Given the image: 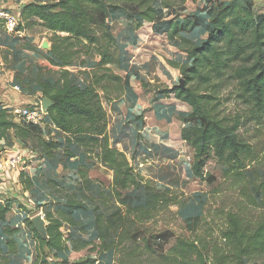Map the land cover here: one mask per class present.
I'll return each instance as SVG.
<instances>
[{
  "label": "rangeland",
  "instance_id": "1",
  "mask_svg": "<svg viewBox=\"0 0 264 264\" xmlns=\"http://www.w3.org/2000/svg\"><path fill=\"white\" fill-rule=\"evenodd\" d=\"M31 1L44 2L0 0V6L16 13ZM201 1L203 6L208 3ZM239 3L250 6L257 20L264 19V0ZM156 5L160 7L159 0ZM197 5L195 0H185L171 8L172 15L181 19L185 13L198 11L208 21L205 8ZM108 21L115 39L110 47L114 60L108 71L101 70L98 75L118 74L125 90L117 96L109 75L104 77L108 94L100 91V95L106 110V143L125 156L135 183L127 188L116 184L113 171L101 162L104 142L81 146L44 116L39 138L25 140L14 149L11 139L0 144L2 156L18 151L26 161L24 169L9 178L11 190L2 187L1 202L12 204L0 221V245L6 238L3 226L15 228L17 252L9 256V264H32L36 242L29 225L33 217L40 214L47 225L46 215L57 218L65 194H71L85 208L73 213L77 225L61 222L67 249L49 252L50 264H74L76 260L120 264L132 251L140 264H177L171 248L193 243V259L211 264L214 251L229 252L222 234L232 215L252 225L264 216V197L259 192L264 177V108L251 102L236 82L227 83L218 94V117L235 128L238 138L248 145L249 155L234 163L211 150L202 175H194L192 140L197 120H189L191 107L171 90L179 85L180 67L187 63L179 38H168L161 23L160 27L148 22L139 25L119 10L110 11ZM23 27V23L18 26L25 33L20 36L6 32L0 24V63L15 66L14 82L39 103L40 98H46L39 84L56 81L58 68L46 59L50 33L39 24ZM205 34V29L199 28L191 37L197 43ZM83 59V65L77 61L68 67L80 86L91 80L88 72L96 71L99 56L92 52ZM12 115L23 122L20 115ZM40 139L55 144L50 146L49 157L41 153ZM99 214L123 219L103 239L96 230ZM158 236L162 241L168 238L167 242L162 244ZM196 250L198 254H194ZM244 264H264V257Z\"/></svg>",
  "mask_w": 264,
  "mask_h": 264
},
{
  "label": "trees",
  "instance_id": "2",
  "mask_svg": "<svg viewBox=\"0 0 264 264\" xmlns=\"http://www.w3.org/2000/svg\"><path fill=\"white\" fill-rule=\"evenodd\" d=\"M157 1L44 0L28 2L19 11V25L23 23L24 30L29 25L39 24L50 33L46 59L58 68V78L54 82L47 80L39 84L42 97L52 102L45 116L57 130L72 135L81 146L104 142L101 162L113 171L116 184L122 188L134 184L135 175L128 167L125 156L107 146L106 110L100 91L103 95L108 94V87L103 83L104 77L108 75L115 84L117 96L125 90V85L121 83L122 79L118 74L106 75L103 72L98 75L101 70L108 71L114 60L110 52V47L115 45L108 21L110 11H122L133 17L139 25L148 22L160 27L161 23V26H165L168 38H179L180 47L187 57V63L180 67L184 84L183 87L175 85L171 90L175 92L177 99L191 107L187 114L189 120H197L192 140L196 159L192 166L194 175H202L205 157L211 150L234 163L243 162L249 155L248 145L238 138L235 128L224 125L218 117V94L227 83L236 82L251 102L264 108V19L257 20L250 6L234 0L228 3L206 0L208 3L205 6L201 0H195L199 8H205V15L209 20L205 21L204 15L198 11L185 13L182 17L179 15L181 19H177L178 16L172 15L171 8L185 0H159L160 7H157ZM170 16H173L171 20L168 19ZM198 27L204 28L206 34L203 40L194 43L184 33L192 34ZM92 52L99 56L96 71L88 72L91 80L80 86L68 67L77 61L83 65V58ZM12 114L7 108H0V142H8L11 131L22 141L39 138V124L26 122L24 119L22 123L17 122ZM40 142L41 153L49 157L50 146L55 144L44 140ZM259 189L264 197V177L259 183ZM64 197L63 207L57 209L58 217L46 215L48 224L45 233L38 232L31 223L29 225L36 242L32 264H50L49 252L67 249L61 222L77 225L73 213L85 206L71 194H65ZM262 201L264 202V198ZM11 204V201H0V221H4ZM96 220V230L103 239V235H108L123 219L104 218L99 214ZM104 223L107 224L106 229ZM15 232V228L3 226L6 238L4 245H0V264H9V256L17 252V244L13 238ZM222 237L229 252L214 251L211 264H244L253 259H262L264 216L252 225L246 223L241 216L232 215ZM158 240L165 244L168 238L162 241L161 236H158ZM192 248H195L194 243L178 244L171 248L170 254L175 257V261L177 259V264H204L198 257L193 259L190 251L194 250ZM194 254H198V251ZM138 258L132 251L120 264H140ZM87 262L76 260L74 264H88Z\"/></svg>",
  "mask_w": 264,
  "mask_h": 264
},
{
  "label": "crops",
  "instance_id": "3",
  "mask_svg": "<svg viewBox=\"0 0 264 264\" xmlns=\"http://www.w3.org/2000/svg\"><path fill=\"white\" fill-rule=\"evenodd\" d=\"M234 1L239 2V0H234ZM198 29L199 27L196 28L195 31ZM18 34L22 36L25 33L20 32ZM184 35L193 41V38L191 37V33H184ZM14 68L15 66L7 67V65H3V63H0V108H7L13 114H16L14 112L16 109L37 105V102L34 100L32 96L30 95L28 96L24 94L20 90L19 86L14 82V71H15ZM41 99L42 98H40V100ZM10 137H11L13 149L17 146L20 147L23 146L22 143L23 141L16 138L12 131ZM2 143L3 141L0 142V144ZM14 152H18V151H14ZM23 169L24 167L17 170L6 171V174H2V179H3L2 187H4L6 191L11 190L9 178H12V174L13 173L18 174Z\"/></svg>",
  "mask_w": 264,
  "mask_h": 264
},
{
  "label": "built area",
  "instance_id": "4",
  "mask_svg": "<svg viewBox=\"0 0 264 264\" xmlns=\"http://www.w3.org/2000/svg\"><path fill=\"white\" fill-rule=\"evenodd\" d=\"M19 18V10L15 13L11 9H6L2 5L0 6V23L6 32L10 34L23 32L22 30H18ZM14 112L23 117L24 121L34 124H40L46 114L42 109L41 100L37 105L16 109ZM25 164L26 161L22 153L9 152L5 156L0 154V201H2L1 197L3 194L2 174H6V171L21 169Z\"/></svg>",
  "mask_w": 264,
  "mask_h": 264
},
{
  "label": "water",
  "instance_id": "5",
  "mask_svg": "<svg viewBox=\"0 0 264 264\" xmlns=\"http://www.w3.org/2000/svg\"><path fill=\"white\" fill-rule=\"evenodd\" d=\"M183 80H180L179 86L183 87ZM52 104V102L48 98L41 99V106L44 112H47L48 107ZM33 227L40 233H45L46 225L44 224L43 217L40 214H37L32 219Z\"/></svg>",
  "mask_w": 264,
  "mask_h": 264
}]
</instances>
